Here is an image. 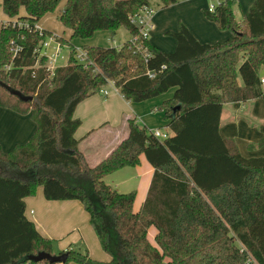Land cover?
I'll use <instances>...</instances> for the list:
<instances>
[{
  "label": "trees",
  "instance_id": "1",
  "mask_svg": "<svg viewBox=\"0 0 264 264\" xmlns=\"http://www.w3.org/2000/svg\"><path fill=\"white\" fill-rule=\"evenodd\" d=\"M63 1L3 0L1 5L11 21L0 30V108L29 115L37 128L28 142L9 152L0 144V216L13 223L0 234V264H50L30 258L55 255L53 240L25 217L23 199L41 186L49 199L83 202L111 255L102 262L69 250L66 264H264V158L243 157L236 142L220 132L224 105L264 95V0H255L240 22L236 0H223L206 17L232 37L202 44L181 26L167 33L177 41L173 53L150 40H135L139 30L130 17L145 6L168 7L177 0H66L59 19L72 36L59 41L70 56L51 75L48 59L38 58L36 51L52 34L35 26ZM17 21L30 28H19ZM120 28L132 35L121 48L85 46L88 65L78 62L72 40L101 31L114 36ZM141 44L147 52L138 49ZM110 83L134 103L175 89L160 109L171 135L161 141L131 118L128 138L89 167L75 137L81 126L75 111ZM260 132L262 147L264 123ZM142 155L155 172L144 204L135 211L137 192L119 193L105 178L139 166ZM83 178L92 193L81 184ZM151 228L156 229L154 243Z\"/></svg>",
  "mask_w": 264,
  "mask_h": 264
},
{
  "label": "crops",
  "instance_id": "2",
  "mask_svg": "<svg viewBox=\"0 0 264 264\" xmlns=\"http://www.w3.org/2000/svg\"><path fill=\"white\" fill-rule=\"evenodd\" d=\"M254 1L236 0L234 15L239 22L244 19ZM2 2L3 0H0V30L2 25L11 21L3 12ZM63 2V8L58 7L57 16L55 13L58 9L55 13H49L43 17L37 26L50 32L58 39L63 38L70 41L71 30L65 29L62 24H58L54 20L55 18L58 19L60 12L64 9L66 0ZM215 2L216 0H181V2L177 0V3L168 7L154 6L157 11L152 20L153 28L149 36L151 44L163 52L173 53L177 48V41L167 33L178 32L181 26L187 27L202 44H215L228 40L232 37V33L221 30L215 22L206 17V11H209L210 6L214 5ZM25 15L26 11L22 9L21 16ZM67 30L70 36H66ZM97 33L93 37L96 38V35H100V41H81L79 43L82 44V48L85 46L113 48L114 46L110 44L103 46L102 40L110 42L116 36L127 33L123 43L118 46L121 48L124 43L132 38L131 33L126 28H120L114 36L109 31ZM74 41L75 39L71 41L73 45ZM65 47L69 48L67 45H63L62 52ZM67 64L68 62L60 63V66ZM105 89L108 92L107 96L102 93L92 95L81 102L75 111V117L81 121V126L75 137L80 140V150L89 167L98 165L128 138V120L131 118L136 119L137 123L148 131L160 130L171 135L168 121H165V112L160 109L164 102L172 99L175 89L165 95L141 103L126 100L113 85H107ZM263 123L264 95L246 103L224 105L220 132L223 138L236 142L243 157L247 159L264 158V145L259 146L262 139L260 126ZM36 128L35 122L29 115L23 116L11 110L0 108V144L5 152L11 151L16 145L25 144L29 141ZM140 160L139 166L120 169L105 178L106 180L112 177L115 184L114 188L117 190L128 188L134 184L137 185L135 187L137 192L134 204L135 211H138L144 204L155 172L144 155L141 156ZM16 176L21 179L25 178L18 173ZM23 200L27 220L33 222L44 237L53 241L70 231L79 230L80 227L84 226L85 220L87 223L90 217V213L86 210L83 202L70 198L49 199L44 186L38 188L35 196L26 197ZM11 225L13 223L8 216H0L1 236L5 234L4 230H7ZM155 235L156 229L151 228L149 238L153 243ZM65 248H67L65 245L60 246V250H64L61 253L70 250Z\"/></svg>",
  "mask_w": 264,
  "mask_h": 264
},
{
  "label": "rangeland",
  "instance_id": "3",
  "mask_svg": "<svg viewBox=\"0 0 264 264\" xmlns=\"http://www.w3.org/2000/svg\"><path fill=\"white\" fill-rule=\"evenodd\" d=\"M180 2H181V0H180ZM215 4H217V2H215ZM63 6H64V2L60 5V9H62ZM58 11H59V9L56 11V13L54 12L56 14V16L58 15ZM54 20L58 24H62L60 19H59V17H58V19L55 18ZM101 33H102V31H101ZM97 34H99V33H97ZM126 34L125 35H120V36L118 35V36H116L114 38V40H110V42H108L107 40H102V42H103L102 45L103 46H105V45L107 46V45L110 44L111 46H114V47L118 48V46H120L123 43L125 36H127ZM66 36H70V33H69L68 30L66 31ZM96 36L97 37L96 38L93 37V39L92 38H89V39H75L74 45L72 43L71 44L75 48L83 49L82 48V44L79 43V42H81V41L83 42V41H87V40L94 41V42L95 41L96 42L100 41V35L99 36L96 35ZM69 56H70V49L65 47L63 52H62V59H60V63H67L68 59H69ZM0 167H1V165H0ZM51 173H52L51 171H48L46 174L49 175ZM18 174L20 176L25 177V178L29 177L28 173H25V174L24 173H18ZM105 181H106L107 184H109V185L114 187L115 184L113 182L112 177H109ZM81 184L85 187V189L89 193L93 192L92 186H91V184H90V182H89V180L87 178H83ZM135 187H137V185L134 184L133 186H129L128 188H125V189H123V188H119V190H117L116 188L115 189L119 193H129V192L134 191L136 189ZM89 216L90 217H89V220H87V223H86V220H85L84 226L80 227L79 230L70 231L69 233L65 234L64 236L56 238L55 241H53V252L55 253V255H58L59 253L63 252L64 250H60V246L61 245H65V247H67L68 249L73 250V251H77V252H81V253L88 252L89 255L91 256V258H93L95 260H98V261L109 262L111 260V255L109 253H107L101 247L100 242H99L98 237H97V234H96V228H95V226L93 224L91 215L89 214ZM113 244L115 246L117 245V238L116 237H114V239H113ZM67 248H65V249H67ZM116 249H118V248H116ZM69 264H77V263L75 261H70Z\"/></svg>",
  "mask_w": 264,
  "mask_h": 264
},
{
  "label": "built area",
  "instance_id": "4",
  "mask_svg": "<svg viewBox=\"0 0 264 264\" xmlns=\"http://www.w3.org/2000/svg\"><path fill=\"white\" fill-rule=\"evenodd\" d=\"M216 2L217 4L210 6L209 12L214 13L216 8L223 2V0H216ZM155 13L156 9L154 7L145 6L137 14L130 17L131 23L137 26L139 30V35L134 38L135 40H138L139 38H141L142 40H149L150 32L153 28L152 20ZM16 25L19 28H30L29 25L25 22L17 21ZM35 29L41 33L44 32V30L39 28L37 25L35 26ZM53 44L54 47H52ZM62 48L63 44L59 41L58 38L52 35L36 51V53L38 54V58L46 57L48 59L47 70L51 73V75H53L56 68L60 66V59H62ZM138 49L143 52H147V49L143 46V44H141ZM75 50L78 62L87 66L89 62L87 51L78 48H75ZM165 68L166 67H163V69ZM148 75L150 76V78L156 77V73L153 72H149ZM262 84L264 85V79H262ZM109 85L113 84L110 83ZM100 93L104 94L105 96L108 95L105 87L101 89ZM151 133L161 141L167 139L170 136L169 134L164 133L160 130H153L151 131Z\"/></svg>",
  "mask_w": 264,
  "mask_h": 264
},
{
  "label": "water",
  "instance_id": "5",
  "mask_svg": "<svg viewBox=\"0 0 264 264\" xmlns=\"http://www.w3.org/2000/svg\"><path fill=\"white\" fill-rule=\"evenodd\" d=\"M25 100H28L27 98H24ZM32 99V98H29ZM70 253L64 252L59 255H52L49 253L41 252L36 256L31 257V261H34L36 263L41 262H49L50 264H66L68 262Z\"/></svg>",
  "mask_w": 264,
  "mask_h": 264
}]
</instances>
